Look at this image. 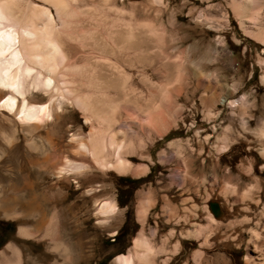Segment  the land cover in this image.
Segmentation results:
<instances>
[{
  "label": "rangeland",
  "instance_id": "374dc122",
  "mask_svg": "<svg viewBox=\"0 0 264 264\" xmlns=\"http://www.w3.org/2000/svg\"><path fill=\"white\" fill-rule=\"evenodd\" d=\"M75 4L81 10L100 5L96 0ZM110 4L139 22H149L158 31L159 43L142 37L139 44L134 41L113 56H103L102 47L93 45L101 44L97 37L102 30L97 27L93 32L97 41L85 39L83 44L89 45L79 49V61L101 55L125 62L124 72L143 98L139 103L155 93L164 120L156 132L159 136L146 126L138 130L136 123L117 112L119 121L113 129L121 131L117 140L132 148L122 153L131 173L119 177L110 172L105 193L92 197L83 194L97 183L89 176L78 187H66L45 175L13 173L0 178L32 180L31 190L17 193L19 204L34 202L45 213L50 208L69 211L59 215V222L91 256L80 264H112L117 255L131 251L138 237L153 249L152 264H264V0ZM85 20L79 18L80 35L92 32ZM54 127L60 140L67 129L89 131L81 112L69 106L63 107ZM44 138L42 134L37 144H44ZM108 197L115 202L116 214L107 226L94 228L96 205ZM210 205L218 207L216 215ZM17 226L0 213V250L14 239L22 240L16 237ZM22 241L24 247L16 246L22 259L32 258L28 247L45 252L34 241Z\"/></svg>",
  "mask_w": 264,
  "mask_h": 264
},
{
  "label": "bare ground",
  "instance_id": "6f19581e",
  "mask_svg": "<svg viewBox=\"0 0 264 264\" xmlns=\"http://www.w3.org/2000/svg\"><path fill=\"white\" fill-rule=\"evenodd\" d=\"M77 1L0 0V175H45L66 187H78L89 176L87 179L97 183L88 186L83 194L92 197L105 193L112 180L110 172L120 177L131 171L122 153L132 148L120 143L116 135L121 131L113 129L119 121L116 113H124L125 118L138 125V130L146 126L153 133L159 131L164 121L159 104L155 103V93L150 92L149 98L140 104L141 94L130 84V74L124 72L125 62L103 56L114 55V51H121L134 41L139 44L142 37L154 39L157 45L160 37L149 22L135 20L131 13L112 6L111 0H96L100 5L82 10L76 6ZM100 10L111 12L113 17ZM123 15L128 18L123 19ZM80 17L86 19L90 34L101 28L100 39L97 37L101 44L93 45L102 47L103 56L79 61V49L86 46L85 39L97 41L94 33H77ZM64 106L81 112L83 123L89 126L87 134L77 127L76 132L67 129L64 140L56 136L53 128ZM42 134L44 144L39 145L36 140ZM56 153L65 155L50 159V154ZM12 160L18 164L12 165ZM139 175L140 172L135 174ZM31 181L18 183L0 178V213L3 219L18 224L17 238L34 241L45 252L28 247L32 258L22 259L16 246L24 247V242L14 239L0 250V264H80L89 260L91 256L82 251L80 241L72 239L59 222V215L70 214L68 210L50 208L45 213L34 202H17V193L31 190ZM114 203L109 197L97 203L94 228L108 225L109 218L116 214ZM27 220H31L29 225ZM147 242L142 237L135 238L131 251L117 255L112 264H152L153 249Z\"/></svg>",
  "mask_w": 264,
  "mask_h": 264
},
{
  "label": "water",
  "instance_id": "95a60500",
  "mask_svg": "<svg viewBox=\"0 0 264 264\" xmlns=\"http://www.w3.org/2000/svg\"><path fill=\"white\" fill-rule=\"evenodd\" d=\"M218 207L216 205H210V210L213 215H216Z\"/></svg>",
  "mask_w": 264,
  "mask_h": 264
}]
</instances>
